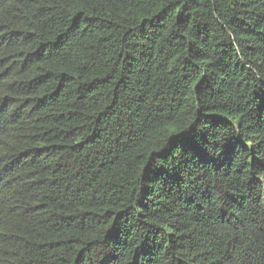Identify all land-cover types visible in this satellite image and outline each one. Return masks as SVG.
I'll return each instance as SVG.
<instances>
[{"label": "trees", "instance_id": "1", "mask_svg": "<svg viewBox=\"0 0 264 264\" xmlns=\"http://www.w3.org/2000/svg\"><path fill=\"white\" fill-rule=\"evenodd\" d=\"M0 264H264V0H0Z\"/></svg>", "mask_w": 264, "mask_h": 264}]
</instances>
